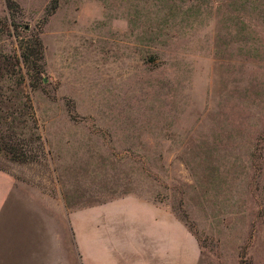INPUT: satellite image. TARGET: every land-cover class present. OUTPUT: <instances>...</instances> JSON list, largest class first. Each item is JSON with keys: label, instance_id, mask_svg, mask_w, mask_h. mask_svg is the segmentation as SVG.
I'll return each mask as SVG.
<instances>
[{"label": "rangeland", "instance_id": "1", "mask_svg": "<svg viewBox=\"0 0 264 264\" xmlns=\"http://www.w3.org/2000/svg\"><path fill=\"white\" fill-rule=\"evenodd\" d=\"M5 188L33 196L39 264L148 224L196 264H264V0H0Z\"/></svg>", "mask_w": 264, "mask_h": 264}, {"label": "crops", "instance_id": "2", "mask_svg": "<svg viewBox=\"0 0 264 264\" xmlns=\"http://www.w3.org/2000/svg\"><path fill=\"white\" fill-rule=\"evenodd\" d=\"M7 189L1 192L0 196V225L8 226L9 234L18 233L24 235V240L12 236V240L4 251L0 249V264H39L40 258L47 260L49 258V247H39L37 243L36 214L34 213V225L31 221V206L33 196L27 189L29 195L15 202V197L8 199ZM25 202L21 205L18 202ZM36 200H34L35 202ZM17 209H20L21 221L17 224ZM150 221H147L149 223ZM15 223V224H14ZM135 237L131 241L119 242L116 250L113 243L110 244L108 255L98 257L95 254L98 264H196L197 246L195 243L181 241V228H173V238L166 236L167 227L160 225H142L131 228ZM170 233V234H172ZM11 238V237H10ZM12 242V243H11ZM40 250V253H39ZM100 258V259H99Z\"/></svg>", "mask_w": 264, "mask_h": 264}, {"label": "trees", "instance_id": "3", "mask_svg": "<svg viewBox=\"0 0 264 264\" xmlns=\"http://www.w3.org/2000/svg\"><path fill=\"white\" fill-rule=\"evenodd\" d=\"M37 43L39 44V41H37ZM39 54H41V53H39ZM39 57H41V55H39ZM23 61H24V58H23Z\"/></svg>", "mask_w": 264, "mask_h": 264}]
</instances>
